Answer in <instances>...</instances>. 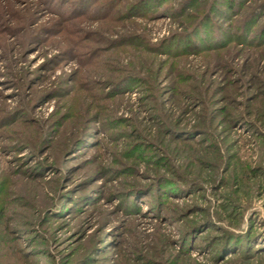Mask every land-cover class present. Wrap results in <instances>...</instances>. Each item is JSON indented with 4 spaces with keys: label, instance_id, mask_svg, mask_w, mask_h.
I'll return each instance as SVG.
<instances>
[{
    "label": "rangeland",
    "instance_id": "obj_1",
    "mask_svg": "<svg viewBox=\"0 0 264 264\" xmlns=\"http://www.w3.org/2000/svg\"><path fill=\"white\" fill-rule=\"evenodd\" d=\"M0 264H264V0H0Z\"/></svg>",
    "mask_w": 264,
    "mask_h": 264
}]
</instances>
